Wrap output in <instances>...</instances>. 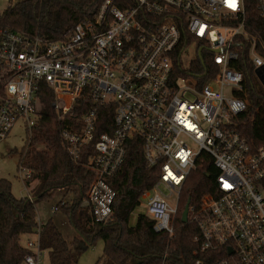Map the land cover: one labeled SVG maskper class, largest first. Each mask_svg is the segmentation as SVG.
Wrapping results in <instances>:
<instances>
[{
  "label": "built area",
  "instance_id": "built-area-1",
  "mask_svg": "<svg viewBox=\"0 0 264 264\" xmlns=\"http://www.w3.org/2000/svg\"><path fill=\"white\" fill-rule=\"evenodd\" d=\"M254 3L259 21L247 17L246 0H102L59 39L1 31L0 140L19 120L31 135L44 109L38 92L47 85L55 113L73 118L61 131L67 152L74 161L86 157L93 174L84 204L95 220L112 217L110 180L129 140L139 137L147 167L159 168L141 205L155 230L170 236L182 187L209 156L217 169L211 191L189 211L203 256L196 263L264 264V146L253 149L236 122L247 102L236 95L243 73L234 62L247 51L254 71L264 66V0ZM192 48L196 59L187 66ZM198 61L206 68L193 69ZM80 100L86 109L78 118ZM103 108L113 112V130L96 137ZM19 170L22 198L33 202L31 171ZM37 221L27 264H41L44 222Z\"/></svg>",
  "mask_w": 264,
  "mask_h": 264
},
{
  "label": "trees",
  "instance_id": "trees-1",
  "mask_svg": "<svg viewBox=\"0 0 264 264\" xmlns=\"http://www.w3.org/2000/svg\"><path fill=\"white\" fill-rule=\"evenodd\" d=\"M102 0H19L8 6L0 15L1 31H26L49 39H59L64 32L97 10ZM249 19H258L254 0H246ZM259 21V19H258ZM261 23V22H260ZM264 57V47H259ZM243 73V87L236 95L247 102L237 118V129L253 149L264 146V87L257 79L246 52L234 62ZM196 66V67H195ZM193 69L206 68L200 61ZM201 83L206 79H200ZM44 106L31 135L20 151L19 167L31 171L27 185L34 201L16 197L12 183L0 178V264H22L32 250L23 244V237L34 234L38 221L36 202L52 199L57 193L61 199L55 210L63 212L73 227L85 239H101L106 260L102 264H197L203 257L200 252L199 230L192 219L182 221V213L190 200L196 206L201 197L211 191L217 174L213 161L190 173L182 187L174 233L156 231L155 221L146 213L131 223L133 212L141 205L144 191L157 181L159 168L147 167L143 142L133 137L127 143L125 161L119 172L110 180L117 196L112 217L98 222L84 204L93 174L84 164L87 158L74 161L65 148L61 131L73 118H59L52 109L53 92L43 84L38 92ZM80 100L75 106V117H81L86 106ZM113 109V108H112ZM113 112L103 108L99 114L96 137L112 132ZM42 250L48 252L50 264H78L85 248L81 239L70 240L58 228L53 218L44 222L40 236ZM199 251V253H195ZM100 260L97 262L99 264Z\"/></svg>",
  "mask_w": 264,
  "mask_h": 264
},
{
  "label": "rangeland",
  "instance_id": "rangeland-1",
  "mask_svg": "<svg viewBox=\"0 0 264 264\" xmlns=\"http://www.w3.org/2000/svg\"><path fill=\"white\" fill-rule=\"evenodd\" d=\"M19 0H0V12L4 11L8 6L15 4ZM196 59V53L192 48L189 51V54L184 57V64L189 66L193 60ZM207 83H210L211 87L219 90V86L208 80ZM263 86V85H262ZM264 87V86H263ZM225 94L227 96L232 95L231 89L225 87ZM27 140V129L22 120H19L15 123L13 129L9 135L0 140V178H6L12 183V192L13 194L21 198L24 192V183L21 178L22 171L19 170V160H20V151L24 147ZM166 194H170L169 190L164 189ZM177 196H170L172 202L175 201ZM61 199V194L57 193L52 199L49 200H39L36 202L37 209V219L46 222L48 219L53 218L58 228L62 231L66 238L73 240L75 238L81 239L84 243H87L78 264H102L106 257L104 256V244L101 239H96L94 241L85 240L73 227L68 217L61 211H56L53 208L56 203ZM146 213V207L140 205L132 214L131 223L134 224L139 214ZM36 242L37 236L35 234L30 236L23 237V244L27 241ZM28 241V242H29ZM22 264H27L25 261ZM41 264H50V259L48 252L43 250L41 254Z\"/></svg>",
  "mask_w": 264,
  "mask_h": 264
},
{
  "label": "water",
  "instance_id": "water-1",
  "mask_svg": "<svg viewBox=\"0 0 264 264\" xmlns=\"http://www.w3.org/2000/svg\"><path fill=\"white\" fill-rule=\"evenodd\" d=\"M257 77L259 78L261 84L264 86V66L259 67L255 70ZM189 211H190V200H188L185 209L182 213V221L187 222L189 220Z\"/></svg>",
  "mask_w": 264,
  "mask_h": 264
},
{
  "label": "crops",
  "instance_id": "crops-1",
  "mask_svg": "<svg viewBox=\"0 0 264 264\" xmlns=\"http://www.w3.org/2000/svg\"><path fill=\"white\" fill-rule=\"evenodd\" d=\"M32 235H33V234H32ZM27 236H30V235H27ZM28 241H29V240H28ZM28 241H27L26 243H24V245L27 246ZM83 243H84V242H83ZM86 244H87V243H84V246H86Z\"/></svg>",
  "mask_w": 264,
  "mask_h": 264
}]
</instances>
